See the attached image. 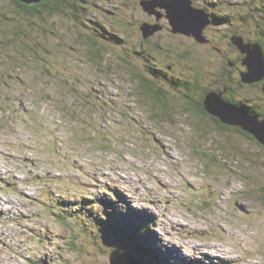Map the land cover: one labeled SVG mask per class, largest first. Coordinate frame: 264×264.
I'll use <instances>...</instances> for the list:
<instances>
[{
    "label": "rangeland",
    "instance_id": "374dc122",
    "mask_svg": "<svg viewBox=\"0 0 264 264\" xmlns=\"http://www.w3.org/2000/svg\"><path fill=\"white\" fill-rule=\"evenodd\" d=\"M192 1L224 10L203 34L221 52L165 24L144 42L140 0L53 16L0 0V264H111L115 246L146 264H264V146L185 113L197 92L181 85L235 80L230 35L264 47V0ZM239 78L235 94L264 112V81Z\"/></svg>",
    "mask_w": 264,
    "mask_h": 264
},
{
    "label": "water",
    "instance_id": "95a60500",
    "mask_svg": "<svg viewBox=\"0 0 264 264\" xmlns=\"http://www.w3.org/2000/svg\"><path fill=\"white\" fill-rule=\"evenodd\" d=\"M25 4H37L43 0H19ZM142 7L157 13V7L167 10L174 32L193 34L200 42L205 43L207 38L201 31L211 24L209 16L204 9L193 5L192 0H141ZM142 30L145 37L154 34L160 29L158 24L143 23ZM233 43L244 55L243 64L247 70L242 71L243 82L256 83L264 79V47L257 42H246L241 35L232 37ZM225 91H210L207 93L204 105L206 110L227 125L239 126L252 134L264 145V117L259 114H251L245 108L234 105L224 99ZM110 254L111 264H134L137 260L128 252H124L119 246H115Z\"/></svg>",
    "mask_w": 264,
    "mask_h": 264
},
{
    "label": "trees",
    "instance_id": "16d2710c",
    "mask_svg": "<svg viewBox=\"0 0 264 264\" xmlns=\"http://www.w3.org/2000/svg\"><path fill=\"white\" fill-rule=\"evenodd\" d=\"M15 1L25 11L26 14H31V15H36V16H42V15H45V14H47L48 16H53V15H56V14H61V13H63V6H64V8H67L69 4H72V6H74L73 3L76 2V0H73V2L71 0H43L40 3L28 5V4H25V3H23V2H21L19 0H15ZM212 6L213 5H210V7L206 8V10L208 11L209 20L211 21V23H213V22L216 23V22H218L220 20L219 19L220 18L219 14H221L222 11L224 12V10L222 8H218V10L215 9V10L211 11L210 8ZM74 7L78 8L76 4H75ZM260 10H262V8H260ZM226 16L224 17L225 21H223L224 24H228V23L231 22V18H229L228 16L226 17ZM243 19L246 20V18H243ZM262 22L264 23V10H263V12L260 13V19H257L256 25L259 26V25H261ZM259 31H261V36L263 38L264 37V27L261 30H259ZM239 35H241V34H239ZM241 36H243V35H241ZM243 37L245 38L246 42H257L258 41L263 46V42H262L261 39H258V40L255 41V40H248L245 36H243ZM92 46H93L94 51L96 53H100L101 47H99V43L98 42L93 41L92 42ZM102 46L105 47L104 44H102ZM137 51L139 52V49ZM241 57H243V56H241ZM147 69H149L148 73L153 78H156V79L160 78V76H157L155 74L156 72L151 70V68H149L148 66H147ZM241 73H242V71L239 73V77H241ZM134 77L138 79L140 84L142 82V87L145 90H147V92L153 91L152 96H154V95L159 96V100L160 101H161L160 97H162L164 99V101H165V106H166V100H165V95H164L166 91L161 88V85L156 86V88H158V90L157 89L155 90L152 87L151 80L149 78H147L145 76H142L141 74L138 75V76H134ZM236 78H238V74L236 75L235 80H234V77H233V75L230 72V73L226 74L225 78L223 79V82L220 85L215 86L214 88L213 87L212 88H202L200 86V84H195V83H193V81L190 82L193 85L192 86L193 88H191V89H193V91L197 92V95L195 97V98H197V100L192 97V101H188L187 102V103H189L188 104L189 106H186V108H184L186 110L185 113H187L188 111H191L192 109H195V111L197 113H200V114H203V115H206V116L209 115L211 117V119L219 126V129H221V130H226V129L234 130V131L244 135L245 137H251V138L256 139L252 134H250L247 131L243 130L239 126L227 125L225 123H222L218 119V117L211 115L206 110L205 105H204V100H205V97H206L208 92H210V91H225L224 99L226 101H228L230 103H233L234 105L240 106L242 108H245L251 114H259V115H261V118H263L264 117V112H261L260 110L256 109L255 106H251L250 104H247L246 101L242 100V98H238L237 94H235V92L233 91V86H234L233 83H236L238 85L240 84V78H238L237 80H236ZM263 81L264 80H261V82L259 81V82H256V83H247V82H243L242 79H241V85H242V87H244V86H254V85L262 83ZM177 83H179V82L175 81V83L173 84V87L175 85L177 88H180V84H177ZM181 85L186 88V84L185 83H183ZM173 89L177 90L176 88H173ZM197 89H202V90L199 91ZM261 145H263V144H261Z\"/></svg>",
    "mask_w": 264,
    "mask_h": 264
},
{
    "label": "flooded vegetation",
    "instance_id": "af4514ba",
    "mask_svg": "<svg viewBox=\"0 0 264 264\" xmlns=\"http://www.w3.org/2000/svg\"><path fill=\"white\" fill-rule=\"evenodd\" d=\"M140 2H141V0H140ZM139 2V5H140V10H141V12L143 11V13L146 15L145 17V19H142L141 20V22H140V30H138V32H139V34H141V38L144 40V42H150V41H153V40H155V39H157V37L156 36H159L160 35V32L161 31H163L164 30V24L165 25H167V26H170L171 27V32L172 33H174V34H176V35H178V34H181V35H183V36H186V37H189V38H192L193 40H195L197 43H199V44H203V45H207V46H209V48H214L215 50H217V51H219V52H221V48H219L217 45H212V42H213V40H212V38L209 36V34H208V32H207V37H208V39H209V41H206L205 43H202V42H200L193 34H187V33H183V32H174L173 31V26L171 25V22H170V19H169V17L167 16V10L166 9H164V8H160V7H157L156 8V10L158 11V14L157 13H151V12H149V11H147V10H145L143 7H142V5H141V3ZM150 23V24H152V25H155V24H158L159 26H160V29L158 30V31H156L154 34H152V35H149L148 37H145V35H144V33H143V30H142V25H143V23ZM210 26V25H209ZM208 26V27H209ZM234 35H239V34H237V33H232V35H230V40H229V44L230 45H232L234 48H236L237 49V52H239V55H237L238 56V58H237V60L236 61H234V60H230V58H227V57H225V60H227V59H229V61H228V65H229V67H236L238 70L237 71H235V72H237V74L239 73V72H241V71H243V67L241 68V66H240V64H242V60H243V57H244V55L240 52V50L237 48V46L233 43V40H232V37L234 36ZM150 43H152V44H154V42H150ZM144 50V49H143ZM146 53H148V54H151V56H150V58H149V62H150V60L151 59H157V57H155L154 56V53H150V52H148V51H146V50H144ZM241 56H243V57H241ZM237 61L239 62V64L237 63ZM225 63V65L227 64L226 62H224ZM231 64H233L232 66H231ZM243 65V64H242ZM149 68H151V70H153V71H155L156 73L159 71L160 72V69L158 68V66H156V63L154 64V66L152 67V66H148ZM167 68L170 70V69H172V64H168L167 65ZM162 72H165V71H162ZM171 76H170V74H169V78H170ZM238 78H239V76H238ZM175 81L177 82H180V80L179 79H175ZM184 83L186 84V88H187V90H192L191 88H192V84L190 83V82H185L184 81ZM186 96V98H187V101H191L192 100V97L193 96H191L190 94H186L185 95ZM194 98V97H193Z\"/></svg>",
    "mask_w": 264,
    "mask_h": 264
},
{
    "label": "bare ground",
    "instance_id": "6f19581e",
    "mask_svg": "<svg viewBox=\"0 0 264 264\" xmlns=\"http://www.w3.org/2000/svg\"><path fill=\"white\" fill-rule=\"evenodd\" d=\"M193 5L195 6L194 2H193ZM195 7H197V6H195ZM197 8H199V7H197ZM200 9H204V8H200ZM204 10H205L206 13L208 14V11H207L206 9H204ZM208 15H209V14H208ZM205 28H206V27H204V28L201 29V31L203 32V34H204V32H205ZM217 249H218V248H217ZM220 251H222V249H219V252H220ZM126 253H127V252H126ZM134 264H146V263H141V261H137V260H136V261L134 262Z\"/></svg>",
    "mask_w": 264,
    "mask_h": 264
}]
</instances>
